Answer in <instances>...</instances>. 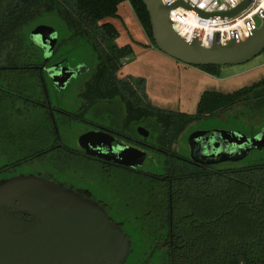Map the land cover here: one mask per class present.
Instances as JSON below:
<instances>
[{
    "label": "trees",
    "instance_id": "1",
    "mask_svg": "<svg viewBox=\"0 0 264 264\" xmlns=\"http://www.w3.org/2000/svg\"><path fill=\"white\" fill-rule=\"evenodd\" d=\"M126 2L148 41L156 46L149 14L142 0H4L5 5L0 8V57H5V60V55L9 58H25L31 53L35 60L33 66L40 65L43 58L41 48L29 39L34 29L25 27L36 17L54 15L63 23L68 37L62 41L57 38L53 56L64 42L82 39L96 54L98 62L91 78L92 82L95 81V86L91 90L87 85L84 97H92L90 91L94 98L112 99L122 91V80L119 78L121 60L133 53L131 44L120 46L116 43L120 33L111 22L120 19L119 7ZM50 29L56 33L54 29ZM37 48L41 51L39 54ZM260 54L264 56V50ZM50 64H53L52 58ZM195 67L218 78L221 66ZM259 69L261 74L256 80L233 91L205 90L197 103L196 113L184 114L163 109L156 111L161 116L164 127L161 140L167 137L165 142L168 144L175 137L181 136L188 124L219 117L235 107L242 106L252 110L249 115L251 118L264 117V65ZM35 79L33 71V91L38 94ZM141 82L143 83L142 80L138 83ZM220 98L225 101H214ZM128 109L130 114L133 111L137 113L136 104H129ZM142 111L145 116L155 113L145 101ZM236 113L232 115L233 120ZM164 115L168 116L163 117ZM262 131L264 132V127L256 134L248 132L249 134L243 133L242 136L255 138ZM42 137L43 135H38L39 139ZM39 143V146L43 145L45 137ZM42 155L40 150L21 162H31ZM234 157V160L203 167L176 162L174 167L164 170V175L149 177L155 182L144 186V195L157 193L163 198L171 195L172 203L178 204L179 210L174 218L177 222L175 225L178 226L174 231L176 264H194V260L188 255L194 250L192 256L198 253L200 258L202 254L205 257L197 264H238V257L241 255L245 257L247 264H264V152L252 149L241 159L239 155ZM14 167L15 165L3 166L0 173ZM156 177L163 178L166 184L163 180L157 181ZM185 195L188 198H184ZM180 211L186 215L182 216ZM135 237L137 240V235Z\"/></svg>",
    "mask_w": 264,
    "mask_h": 264
},
{
    "label": "flooded vegetation",
    "instance_id": "2",
    "mask_svg": "<svg viewBox=\"0 0 264 264\" xmlns=\"http://www.w3.org/2000/svg\"><path fill=\"white\" fill-rule=\"evenodd\" d=\"M32 38L34 39V36L31 32L29 35L31 42H33ZM35 43L33 42L34 45H36ZM55 47L49 54L40 47L43 58L41 64L37 66L26 63L9 66L0 65V109L3 106L6 107L3 113L0 112V120L9 119L22 105L26 110H31L34 106L45 110L49 115L52 130L47 132L46 136L42 133L45 137V143L41 147L43 155L40 158L49 162L52 168H47L44 176L39 174L34 176L62 185L83 198L97 203L104 210L109 220L121 229L129 241L128 254L123 264H176L177 251L174 244V231L175 227L178 226L175 225L177 222L174 218L179 210L178 204L172 203L173 196L171 195H168L167 198H163L157 193L146 196L142 191L145 190L144 186H149L155 182L149 177L164 175V170L174 167L176 162L197 167L217 164L204 162L206 155L213 149L211 141L206 140L207 137H192L191 139L189 136L185 157L176 155V142L181 136L170 141L168 146H165L166 149L162 148L160 142L164 127L161 124V116L156 113L162 108L146 99L144 94L139 91L140 83L134 86L133 82H129L127 78L121 79L122 91L121 94H116L125 108L126 117L121 127L115 120L98 122L84 118L83 111L88 106L97 103V101H92L94 94L90 91L92 97H84L88 86L91 90H93L92 86H95V81L92 82V79L85 83L80 94L84 100L81 109L70 113L49 107L46 80L51 78L52 87L59 90V87L53 82V77L61 73L51 69L52 66L56 65L50 64ZM127 59L121 60V67ZM33 71H35V85L38 91L35 100L32 94ZM70 78L63 77L66 79V83ZM144 101L155 112L153 115H144L142 111ZM198 101H200V97ZM214 101L225 100L220 98ZM106 102L112 103L114 101ZM129 104H136L137 113L133 111L130 114ZM57 113L64 116L70 123L84 124L85 130L80 136L91 133L94 134L92 139H82L81 141L78 139L76 148L68 147L62 142L58 132L57 123L54 119ZM193 113H196V107ZM167 116L164 115L163 117ZM59 122L64 121L60 120ZM213 131L226 133L235 143L236 140L238 142L240 140L242 143L245 138L244 136L236 137V131L214 129L211 132ZM206 132L210 131H195L194 134L203 135ZM262 132L255 138H260ZM48 134L51 136L49 140ZM215 139L214 146L219 145L224 149L225 143L220 141L219 136L216 135ZM248 139L252 141L254 138ZM243 153L240 152V154ZM171 158L177 161L172 162ZM120 160L123 162H118ZM153 171H156V174H152ZM55 174L59 176L56 177ZM11 177V175H0V180ZM156 178L157 181L163 180V183L166 184L163 178ZM106 194L109 195V199H106ZM184 198H188V196L185 195ZM180 214L186 215L185 212L181 213V211ZM180 227L182 228L183 225ZM142 233L145 235L142 236ZM135 235H137V240ZM194 252L195 250L188 253L189 257L194 260V264L205 259L203 254L201 258L197 255L198 253L192 256L191 254Z\"/></svg>",
    "mask_w": 264,
    "mask_h": 264
},
{
    "label": "rangeland",
    "instance_id": "3",
    "mask_svg": "<svg viewBox=\"0 0 264 264\" xmlns=\"http://www.w3.org/2000/svg\"><path fill=\"white\" fill-rule=\"evenodd\" d=\"M4 5V0H0V8H3ZM119 14V20H111L120 33L116 43L120 46L131 44L133 48L132 55L122 64L119 78L132 79L134 86L142 80L143 83L141 82L139 91L144 94L146 99H149L163 110L192 114L195 111L199 97L205 90L233 91L256 80L261 74L259 67L264 65V56L262 54L242 64L221 66L218 78L201 71L195 66L185 65L181 61L162 53L148 41L149 39L137 22L127 2L119 7ZM258 26H260L259 23ZM39 27L54 29L58 41H62L68 37L63 23L54 15L46 14L44 17H36L25 29ZM32 41L36 42L33 38ZM35 44L39 46L38 42ZM40 52V49H38L37 53L39 54ZM34 54L36 53L34 52ZM38 54L36 55L39 56ZM5 56L6 60L5 57H0L1 66L19 65L22 63H26L27 65L35 64L31 53L24 56L25 58H17L16 56L9 58L7 55ZM52 63L61 64L70 71H77V74L73 75L65 86L59 88V90L52 87L51 78L50 80H46L49 107L70 113L76 112L83 106L82 101L84 100L80 96L82 89L95 72L96 64L98 63L96 54L82 39L75 38L64 42L58 47L55 55L52 57ZM32 94L37 96L34 91H32ZM92 101H97V105H87V109L83 111V116L86 120H96L98 122L115 120L120 127L122 126L126 115L123 103L118 96L109 100L93 97ZM106 101L114 102L107 103ZM5 109L6 107H1L0 112L3 113ZM251 111L249 108L240 106L233 108L231 111L224 112L219 117L216 116L191 123L181 133L180 139L176 142V155L183 157L187 155V138L194 134L195 131L211 132L216 129L235 130L241 134H256L264 127V117L260 118L256 116L255 118H251L249 116ZM235 113L236 117L233 120L232 115ZM54 119L57 123L62 142L72 149L76 148L77 140H80V135L85 130L84 124L77 122L70 123L59 113L55 115ZM60 120L64 122L60 123ZM51 130L49 115L45 110L37 106H34L31 110H26L22 105L9 119H1L0 168L10 165H15V167L0 175H11L14 177L39 174L40 176H44L47 168H52L49 162L44 161V158H34L31 162L27 163H22L21 160L39 152L43 146H39V141H42L47 132ZM42 133L44 136L42 139H39L38 135H42ZM33 136L34 138H32ZM48 136L50 135L48 134ZM167 140L168 138L164 137L160 142L162 148L166 149L165 146H168L165 142ZM248 150L250 148L241 146L240 152L243 153ZM171 160L172 162L177 161L174 158H171ZM55 176L58 177L59 175L55 174ZM105 196L106 199H109V195L106 194Z\"/></svg>",
    "mask_w": 264,
    "mask_h": 264
},
{
    "label": "water",
    "instance_id": "4",
    "mask_svg": "<svg viewBox=\"0 0 264 264\" xmlns=\"http://www.w3.org/2000/svg\"><path fill=\"white\" fill-rule=\"evenodd\" d=\"M142 2L149 14L158 50L185 65H238L264 50V20L244 40H233L229 45L221 46L216 38L210 47H204L197 39L184 41L168 20L171 8L182 6L190 9L189 4L178 1L173 5H164L161 0ZM32 35L48 54L56 45L57 35L50 28H36ZM51 69L61 72L53 77L54 84L59 88L65 86L66 79L63 77L77 74V71H69L61 64ZM93 135H83L80 141L92 139ZM216 135L225 143L224 149L214 146ZM235 136L239 138L242 134L236 132ZM192 137H207L206 140L211 141L213 149L204 162L234 160V156L240 154L241 146L264 152V132L252 141L248 138H244L243 143L236 140L237 144L222 131L193 134ZM248 151L240 154L239 159L245 157ZM129 245L121 229L109 220L97 203L72 190L34 175L0 180V264H123ZM238 264H247L244 256L238 257Z\"/></svg>",
    "mask_w": 264,
    "mask_h": 264
},
{
    "label": "built area",
    "instance_id": "5",
    "mask_svg": "<svg viewBox=\"0 0 264 264\" xmlns=\"http://www.w3.org/2000/svg\"><path fill=\"white\" fill-rule=\"evenodd\" d=\"M161 1L164 5L182 1L191 6L190 9L182 6L171 8L168 20L184 41L197 39L204 47H210L216 38L221 46H227L233 40H244L258 29L264 20V0ZM243 4V8L231 14Z\"/></svg>",
    "mask_w": 264,
    "mask_h": 264
}]
</instances>
